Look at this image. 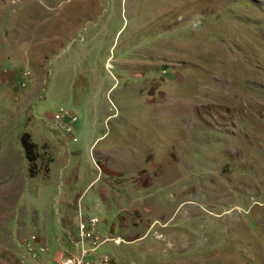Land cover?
Listing matches in <instances>:
<instances>
[{"label": "rangeland", "instance_id": "374dc122", "mask_svg": "<svg viewBox=\"0 0 264 264\" xmlns=\"http://www.w3.org/2000/svg\"><path fill=\"white\" fill-rule=\"evenodd\" d=\"M82 250L264 264V0H0V264Z\"/></svg>", "mask_w": 264, "mask_h": 264}, {"label": "built area", "instance_id": "2783aa9c", "mask_svg": "<svg viewBox=\"0 0 264 264\" xmlns=\"http://www.w3.org/2000/svg\"><path fill=\"white\" fill-rule=\"evenodd\" d=\"M81 215V214H80ZM98 223L99 220L97 218L87 219L80 217V238L79 242L81 244H84V242H91L94 249H97L99 247L98 242L102 240L103 242H106L107 239H103L98 234ZM31 239L35 240V237H32ZM36 249L30 248L29 252H31V256L33 259L37 258V252H35ZM39 251L41 253H45L44 248L42 246H39ZM87 254L88 252L86 250H82L81 252H78L76 255H72L69 257H66L62 259L58 264H93L89 261H87Z\"/></svg>", "mask_w": 264, "mask_h": 264}, {"label": "trees", "instance_id": "16d2710c", "mask_svg": "<svg viewBox=\"0 0 264 264\" xmlns=\"http://www.w3.org/2000/svg\"><path fill=\"white\" fill-rule=\"evenodd\" d=\"M69 131H71V130H69ZM25 137V138H24ZM23 137V148L25 149V151H26V155H27V158L30 160V161H36V159H37V154H36V147H35V144L33 143V142H31V140H29V141H26V138H30L29 136H28V134H26L25 136ZM32 138V137H31ZM30 138V139H31ZM36 242V240H33V239H31V241H29V240H27V241H25V243H26V250H27V252L30 250V248H32V249H36L35 247H34V243ZM35 252H37V251H35ZM37 254V253H36ZM37 259V258H36Z\"/></svg>", "mask_w": 264, "mask_h": 264}]
</instances>
